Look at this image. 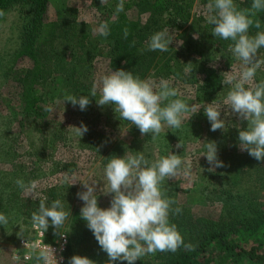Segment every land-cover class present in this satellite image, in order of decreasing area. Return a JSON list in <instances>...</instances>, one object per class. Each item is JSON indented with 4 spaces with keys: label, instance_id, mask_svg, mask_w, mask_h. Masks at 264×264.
I'll return each instance as SVG.
<instances>
[{
    "label": "rangeland",
    "instance_id": "obj_1",
    "mask_svg": "<svg viewBox=\"0 0 264 264\" xmlns=\"http://www.w3.org/2000/svg\"><path fill=\"white\" fill-rule=\"evenodd\" d=\"M118 2L119 0H107L106 4H101V0H50L48 20H59L65 16L67 8H74L77 19L84 22V33L87 37L81 45L87 52L88 60L82 64L76 61L74 53L68 50L63 39L55 43L50 58L46 61L48 68L46 69L50 71V75L47 76L40 98L44 111L49 105L53 107V111H45L38 132L34 129L29 130L25 134L26 140L17 137L21 110L20 78L24 77V72L32 66V62L27 57H18L17 54L22 47V34L29 16L26 9L19 5L12 6L4 12L3 16H0V149L5 150L8 143L14 144L17 148L15 159L9 162L4 161L3 154H0V169L24 171L29 164L46 166L49 161L56 165L57 163L62 164L61 166L66 165L57 169L55 173L59 180L57 192L45 195L42 199H46L48 205L53 200L60 199L64 203L65 210L71 212L62 227L69 233V237L71 231L69 232L66 226L72 222L73 216L76 214L82 219L80 210L84 202L76 194L86 191L83 182H96L98 206L101 208L109 207L112 198L111 194L105 195L103 192L106 190L104 168L100 166L99 161H93V157L86 155L82 150L79 151L75 144L81 137L76 136L72 129L73 126L79 127L80 122L92 127L93 130L105 125L110 134H113L112 137L120 134L119 136L124 139L129 136L128 129L131 128L137 135L138 148L151 149L152 160L162 154L173 152L190 164L189 175L183 174L185 165H182L181 172L176 178L166 179L163 182L162 189L165 195L175 201L172 207L182 209L181 214H170V217L183 220L196 216L221 218L224 215V206L219 193H224L227 189H230L231 194L242 195L256 203H264V166H260L261 161L248 157L247 151L240 150L236 129L240 128L242 120L232 114L227 106H223L229 89L228 85H223L219 93L205 99H195L194 86L190 84V81H183L179 86H174L179 90V98L187 100L190 104L200 106L213 103L223 106L221 119L229 122L226 126V134H228V141L233 144V147L235 146L233 152L236 154L233 156L230 154L228 159L220 158L224 166L216 168L214 172L208 171L210 165L206 157L201 155L205 150L204 144L209 141L207 131L211 128L203 106L198 113L193 115L186 113L179 130L168 129L165 126L164 131L153 140L151 134L142 136L138 127L130 123L127 125L126 121L119 120L113 113L110 114L111 117H100L105 109L93 102L88 105L91 112L77 110L68 101L63 103L66 93L78 96L85 87L91 88L94 81L98 82L103 75L116 70L109 65L108 61L111 40L98 35L94 29L112 18ZM186 2L193 16L206 17L210 0H187ZM125 3L128 4V8L124 5L127 16L141 23L146 20L151 11L150 2L136 4L135 0H125ZM175 50H177L176 46L170 45L166 52L173 54ZM190 54L193 59L201 60L200 49L192 48ZM207 61L211 66L217 60L214 57L210 60L207 56ZM221 66L225 76L228 71L239 70L241 65L239 62L231 64L224 62ZM261 70H258L255 78L260 76ZM101 119L106 123H102ZM180 141L183 146L176 148ZM43 146L47 147V153L39 159L24 155L26 148L32 152L34 150L38 152ZM125 153L131 152L125 151L123 155ZM65 177L69 178V182H65ZM73 180L76 182L69 185ZM40 185L39 189L43 184ZM47 188L44 187L42 190ZM38 206L39 200L32 205L31 211L38 210ZM85 224L87 235L79 240L80 242L78 241L75 253L87 256L95 261V264H105L109 257L99 246L87 223H84V226ZM25 228L27 229L20 218L12 220L6 226H0V264H26L14 261L12 258L15 242L22 237ZM142 259H138L135 264H139ZM113 264H127V261L118 260Z\"/></svg>",
    "mask_w": 264,
    "mask_h": 264
},
{
    "label": "trees",
    "instance_id": "obj_2",
    "mask_svg": "<svg viewBox=\"0 0 264 264\" xmlns=\"http://www.w3.org/2000/svg\"><path fill=\"white\" fill-rule=\"evenodd\" d=\"M186 1L135 0L136 4L151 3V11L143 23L129 18L125 11L118 14L114 11L112 18L106 21L110 27V35L107 38L112 43L108 53L109 65L116 70L131 71L134 76L142 80L152 79L158 82L161 78L167 79L171 81L173 87L179 86L183 81H190V84L194 86L195 99H205L219 93L223 87L221 80L224 78L221 64L239 61L228 49L230 41L213 36V26L207 24L205 18L193 16ZM235 2L243 8L249 7L252 0H235ZM49 4L50 0H0V10L3 12L12 6L19 5L26 9L29 16L22 34V47L17 54L18 57H27L32 62V66L24 72V77L20 78L21 110L17 137L23 140H26L25 134L29 130L34 129L38 132L42 124L41 120L45 116V111L40 104L41 90L47 76L50 75L46 61L50 58L55 43L63 39L68 50L74 53L76 61L82 64L88 60L87 52L81 45L87 37L84 33V22L77 19L74 8H67L65 16L59 20H48ZM124 5L128 8L127 3ZM258 18L264 25V11L258 13ZM124 28L129 31L126 39L123 34ZM165 28L169 29L175 37L171 45L176 46L177 50L173 54L147 50L148 38L156 31ZM255 31L254 28L250 29L251 33ZM192 48L200 49L201 60L197 61L191 57ZM206 55L210 60L214 57L217 61L209 66ZM259 55L264 58V49L259 50ZM254 79L256 82L264 79V68L260 76ZM90 89L85 87L80 95H88ZM89 98L91 103L97 104L95 97ZM75 107L80 110L78 105ZM102 108L105 110L100 117H111L110 114L113 113L121 120L114 112L112 105H105ZM83 111H90L89 106ZM101 122L106 123L102 119ZM228 123L225 121V127ZM81 124L80 122L79 126ZM126 124L129 125V122L126 121ZM103 126L94 130L87 126L88 131L78 142H75L79 151L82 150L86 155L93 157V161H99L102 168H105L111 156H120V153L122 156L125 151H130L131 154L142 152L148 160L152 161L151 149L138 148L137 135L133 129H128L130 134L124 139L119 136L120 134L112 137L113 134H110L105 125ZM246 127L247 121H241L240 128ZM207 133L209 141L217 144L218 159H228L230 154L232 156L236 154L233 152L235 146L233 147V144L228 141L226 130L211 131L210 128ZM236 133L239 135V129H236ZM10 140L13 142L12 138ZM46 149L47 147L43 146L40 151L32 152L26 148L24 155L39 159L47 153ZM1 153L4 161L9 162L15 159L17 148L14 144L8 143L5 150L0 149ZM248 157L251 156L248 155ZM55 165L49 161L46 166L29 164L24 171L0 169V213L8 217L9 223L18 218L23 221L27 229L25 228L22 237H29L32 234V205L43 196L57 192L59 180L55 173L57 169L66 165L61 166L60 163ZM260 166H264V160L260 162ZM17 179H22L26 184L37 181L38 187L43 184L41 189L36 190L39 198L31 196L26 198L23 190L16 185ZM44 187L48 188L42 190ZM229 190L219 193L224 206V215L221 218L196 216L183 220L170 217V222L177 225L185 243L195 245L194 250L190 251L181 247L175 253L157 252L155 255H146L139 264H264V203H256L242 195L231 194ZM73 217L72 222L66 226V229L71 231L70 237L67 231L61 229L68 236L64 264H69V259L76 255V244L87 235L86 224L84 226L87 222L76 214ZM45 234L49 242L59 235L51 223ZM18 240L19 238L15 243ZM26 264H35V260Z\"/></svg>",
    "mask_w": 264,
    "mask_h": 264
},
{
    "label": "clouds",
    "instance_id": "obj_3",
    "mask_svg": "<svg viewBox=\"0 0 264 264\" xmlns=\"http://www.w3.org/2000/svg\"><path fill=\"white\" fill-rule=\"evenodd\" d=\"M106 3L107 0H101V4ZM124 3L125 0L117 3V14L124 11ZM262 11L264 0H252L249 7L243 8L235 0H210L205 17L207 24L213 26L212 35L230 41L228 49L240 62L239 70L226 72L221 80L223 85L229 86L223 106H227L240 120L247 121L246 128L238 127V146L257 161L264 160V79L259 82L254 79L258 70L264 68V58L259 55V50L264 49V25L258 18V13ZM3 15L4 12L0 10V16ZM253 28L256 31L251 33L250 29ZM94 32L108 37L109 24L101 23ZM123 34L126 39L129 35L127 28H124ZM174 38L167 28L156 31L148 38L146 49L166 52ZM90 96L96 98L98 106L112 105L121 121L138 127L142 136L151 134L153 140L164 131L165 126L179 130L185 114L198 113L201 106L210 121L211 131L226 130L225 120L221 119L223 106L213 103L200 106L190 104L179 98V90L167 79L161 78L158 82L142 80L131 71L112 70L98 82H93L88 95L66 93L63 103L68 101L83 111L91 103ZM45 111L51 112L53 107L49 105ZM72 130L76 136L82 137L88 128L82 123L79 127L73 126ZM182 146L180 141L176 148ZM204 149L201 155L210 165L209 172L224 166L218 159L214 141L204 144ZM182 165H185L183 174L189 175L190 164L173 152L152 161L142 152L111 156L104 168L106 190L103 192L112 195L107 208L98 206L96 182L82 181L86 191L76 194L84 202L80 217L87 222V227L109 257L105 264L118 260L135 264L138 259L157 252L175 253L181 247L190 251L195 249L192 243H185L177 225L170 222V214H181L182 209L173 208L175 201L168 198L162 189L166 179L176 178L180 174ZM65 182H69L68 177H65ZM75 182L73 180L69 185ZM16 185L23 190L26 198H39L37 181L26 184L22 179H17ZM70 214L60 199L53 200L50 205L46 199H39L38 210L32 212L31 222L43 235L51 223L56 232L65 236L61 229ZM8 223V217L0 213V225L6 226ZM25 247L30 249L35 264H58L51 245L28 244L25 241ZM13 259L18 261L19 256ZM69 264H95V261L76 254L69 259Z\"/></svg>",
    "mask_w": 264,
    "mask_h": 264
},
{
    "label": "built area",
    "instance_id": "obj_4",
    "mask_svg": "<svg viewBox=\"0 0 264 264\" xmlns=\"http://www.w3.org/2000/svg\"><path fill=\"white\" fill-rule=\"evenodd\" d=\"M32 234L29 237H21L17 241L13 252H12V258L15 256H19V260H14L17 262H23V263H29L34 260L30 249L28 247H25V241H27L28 244L32 243H46L51 245V247L55 250V255L58 260V264H64L65 262V252L68 245V236L65 234V236L57 235L52 242H49L46 240V234H42L40 230H37L33 225L31 226Z\"/></svg>",
    "mask_w": 264,
    "mask_h": 264
}]
</instances>
